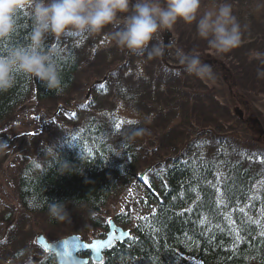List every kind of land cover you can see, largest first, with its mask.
Instances as JSON below:
<instances>
[{"label": "trees", "instance_id": "16d2710c", "mask_svg": "<svg viewBox=\"0 0 264 264\" xmlns=\"http://www.w3.org/2000/svg\"><path fill=\"white\" fill-rule=\"evenodd\" d=\"M229 2L244 37L254 42L250 32L264 26V0ZM203 4L208 6L210 2L203 0ZM110 30L92 37H49L46 46L58 51L62 90L49 91L35 79L18 77L14 88L0 93V132L31 96L38 103L62 100L72 88L80 65L87 67L84 59L87 64L102 59V63L110 66L125 61L106 42ZM30 32L31 19L22 11L17 16L13 37L0 43V54L10 46L26 44ZM240 65L236 64L242 69ZM119 66L121 72L110 70L106 81L97 84L94 93L97 99L95 95L91 103L86 101L83 110L90 111L85 114L82 127L66 133L54 146L47 144L46 149L49 146L54 152L43 149V157L23 164L16 172L19 214L24 220L40 217L47 225L56 227L59 221L50 217L48 207L52 202L64 203L67 211L81 209L89 214V223L100 231L102 238L108 232V223L95 216H101L113 197L138 186L143 195L140 217L135 221V209L129 207L112 218L131 237L106 251L102 264H264V151L256 148L258 144L253 148L228 133L212 136L193 133L192 125L197 118L186 106L190 99L200 96L196 92H204L203 83L184 73L181 66L171 68L162 62L161 70L157 69L153 78L149 61L143 57L128 54L125 64L116 65ZM231 70L234 72L232 67ZM176 72L181 74L175 75ZM127 81L143 86L131 89L126 86ZM144 91L150 96H144ZM109 94L123 105V110L133 112L135 106L143 105L150 112L159 107L161 116L148 113L146 117L163 118L160 126L164 129L176 127L175 120H179L182 131H167L162 138V153L157 155L153 149L157 147L143 143L148 134L134 140L126 138L130 130L143 127L140 124L124 120L125 125L117 131L114 122L110 125L101 118L104 116L97 110V102ZM162 96H166L165 103ZM202 98L211 99L207 94ZM180 108L186 109L189 116ZM134 115L141 121L143 116L139 112ZM236 130L247 134L244 128ZM175 137L177 142L168 146L166 139ZM148 151L158 159L151 156L149 160ZM64 163L73 171L62 174ZM143 168L150 170L140 179ZM7 220L10 222L12 217ZM12 233L0 238V249L5 250L8 242L16 243L10 237ZM76 235L85 240L84 232ZM36 249L43 258L39 256L34 264H56L53 255L38 245ZM23 252L14 253L13 258L22 261ZM8 259L10 255L0 250V264Z\"/></svg>", "mask_w": 264, "mask_h": 264}, {"label": "rangeland", "instance_id": "374dc122", "mask_svg": "<svg viewBox=\"0 0 264 264\" xmlns=\"http://www.w3.org/2000/svg\"><path fill=\"white\" fill-rule=\"evenodd\" d=\"M170 32L172 33V42L168 45L165 53L159 59L149 61L151 78L155 77L157 69L161 70L162 62L171 68L180 66L173 54L177 48H181L185 52L195 50L205 63H212L210 66L213 71V79H200L203 83L201 84V89L204 92H196L200 96L190 99L189 105L186 106L191 112L193 111L197 118L194 125H192L193 133L199 132V136L204 134L212 136V133L215 135L228 133L229 136L236 138L237 141H245L248 146L253 148L258 144L259 146L256 148L264 151V77H258L257 75L258 68L264 70V64L261 63V60H264V56L260 58L256 56L257 53H264V39H262L264 26L250 32L252 37H254V42H249L244 37L241 46L226 55H217L214 51L208 49L206 44L197 37L194 25L187 26L183 25V23H178ZM164 35L163 33L160 37L163 43ZM106 42L112 45L114 52L119 53L118 57H124L125 61L121 63L115 62L113 66H110L102 63V59L91 64H87V59H84L83 62H85L84 64L87 67H84L83 64L80 65L81 70L77 72L72 88L63 96L62 100L38 103L34 96H31L15 112L12 118L3 125V131L0 134L5 135L7 141H5L6 138H0V143L6 144L7 147L0 150V238L7 237L12 231L13 233L10 237L16 239V243L8 242L9 246L5 250L0 249L6 255H10V259L6 260L5 264H34L38 261L39 256L43 258L41 251L36 249V241L41 234L50 242H56L70 235H76L77 232L85 233L84 241H92L100 236V231H96L89 223V214L81 209L76 211L68 210L71 222L59 221L56 227L47 225L40 217L26 218L24 220L23 215H20L18 210L19 205L15 196L14 176L23 164L38 157H43L44 153L41 152L46 149L47 144L54 146L63 139L62 137L66 133L72 132L77 128L80 129L84 122L85 114L90 111L85 112L83 110L84 106L88 104L86 101L91 103L94 99L97 84L106 81V77H109L111 72H121L119 70L120 66L116 67V65L125 64L128 54L117 47L109 36ZM143 58L146 59V57ZM136 61L139 60L136 58ZM253 62H256L254 66ZM237 63L241 64L243 72H240L242 69L237 68ZM231 67L234 72H232ZM110 70L112 71L109 73ZM145 73L148 76V72L145 71ZM125 83L131 89H140L143 86L134 84L136 82L133 83L132 81ZM112 89H114L113 85ZM205 94L211 98L208 100L209 104L207 99L202 98ZM143 95L148 96L149 93L147 95L146 91H144ZM97 96L95 97L96 99ZM166 96L161 97L163 102L166 101ZM97 103V110L102 112L101 114L104 117L101 118L106 123L111 125V122H114L116 125H120L119 128H114L117 131L125 125L123 123L124 120L140 124L143 128L148 127V137L143 143L151 147H157L153 148L157 155L162 153L160 152V149L163 148L161 147L162 138L164 135L167 136L166 132L176 129L175 132L177 133L179 129L183 128L179 120H175L177 123L176 127L162 128L160 125H162L163 118H153L155 116L154 113L160 115L159 107L150 110V112L143 105L135 106L133 112L128 108L123 110V105L116 101L112 94ZM179 110L189 116L186 109L180 108ZM237 111L243 113L244 116L242 118L247 120L245 123L241 122L239 115L236 114ZM135 112H139L143 116L141 121L134 115ZM74 113L76 118H73ZM148 113H152L153 116L146 117ZM162 116L164 117V114ZM200 121L202 123H199ZM240 128L246 129L247 134L236 130ZM150 129L156 130V132ZM176 137L166 139V144L172 146L177 142ZM146 156L149 160L151 156L154 160L158 159L154 153L149 151ZM160 161L162 159L158 160V162ZM147 170L143 168L140 175L146 174ZM142 197V191L139 192L138 186H132L127 193L113 197L101 216L95 217L109 223L115 214L130 207L132 210L135 209L133 218L136 221L143 209ZM9 217H12L10 222L7 220ZM19 250L24 251L22 261L15 257L13 258L14 253L22 252Z\"/></svg>", "mask_w": 264, "mask_h": 264}, {"label": "clouds", "instance_id": "9594fccd", "mask_svg": "<svg viewBox=\"0 0 264 264\" xmlns=\"http://www.w3.org/2000/svg\"><path fill=\"white\" fill-rule=\"evenodd\" d=\"M22 11L31 19V32L26 44L10 46L0 54V93L14 88L20 76L39 81L49 91L62 90L58 51L46 46L49 37H92L110 28L109 38L117 47L147 61L165 53L160 37L178 23L194 25L197 37L217 55L231 53L244 39L229 0H210L208 6L203 0H0V43L13 37ZM173 54L184 73L201 80L213 79L211 66L195 50L177 48ZM257 75L264 77V70L258 68ZM146 134L148 129L140 127L130 130L126 138L134 140ZM6 147L0 143V150ZM49 150L54 152L48 146L46 152ZM64 165L62 174L73 171L70 165ZM48 214L57 221L71 222L64 203H50Z\"/></svg>", "mask_w": 264, "mask_h": 264}, {"label": "water", "instance_id": "95a60500", "mask_svg": "<svg viewBox=\"0 0 264 264\" xmlns=\"http://www.w3.org/2000/svg\"><path fill=\"white\" fill-rule=\"evenodd\" d=\"M171 38L168 34L166 39ZM167 43V41H165ZM237 115L241 118V113L237 112ZM0 138H6L5 135L0 134ZM7 141V138L6 140ZM130 238V234L124 231L120 227H117L114 222L109 223V232L103 239L94 240L91 243L83 242L77 236H70L63 240L51 243L41 234L37 238V244L40 245L46 252L55 256L57 264H89L90 259L88 257H82L80 255L90 254L91 260L95 264H101L103 262L104 253L113 247L116 243H124ZM109 239H112V243L108 244ZM96 241H103L105 247L101 248L99 252L92 249H84V244H92Z\"/></svg>", "mask_w": 264, "mask_h": 264}, {"label": "snow or ice", "instance_id": "6c2138e0", "mask_svg": "<svg viewBox=\"0 0 264 264\" xmlns=\"http://www.w3.org/2000/svg\"><path fill=\"white\" fill-rule=\"evenodd\" d=\"M119 124L116 125L117 128H119ZM112 243V239H109L108 241V244H111ZM105 243L103 241H96L92 244H84L82 247L84 249H92V250H95L96 252H99L101 248L105 247Z\"/></svg>", "mask_w": 264, "mask_h": 264}, {"label": "bare ground", "instance_id": "6f19581e", "mask_svg": "<svg viewBox=\"0 0 264 264\" xmlns=\"http://www.w3.org/2000/svg\"><path fill=\"white\" fill-rule=\"evenodd\" d=\"M79 237V236H78ZM79 239L81 240V238L79 237ZM82 241V240H81Z\"/></svg>", "mask_w": 264, "mask_h": 264}]
</instances>
